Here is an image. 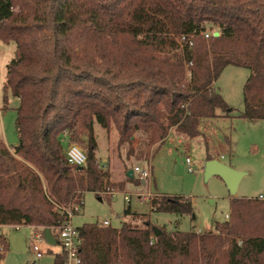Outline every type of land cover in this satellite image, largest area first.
Here are the masks:
<instances>
[{"label":"trees","instance_id":"1","mask_svg":"<svg viewBox=\"0 0 264 264\" xmlns=\"http://www.w3.org/2000/svg\"><path fill=\"white\" fill-rule=\"evenodd\" d=\"M0 42L15 45L2 109L9 92L18 133L14 147L0 140V227L56 237L86 193L101 200L123 188L97 160L96 124L113 126L131 158L143 144L148 157L171 130L193 139L202 122L229 117L215 86L226 67L249 71L238 117L264 121V0H0ZM65 133L84 145L85 167L67 162ZM150 211L183 217L193 207L161 194ZM124 215L142 226L76 227L81 264H264L258 197H230L228 219L208 232H169L129 207ZM0 245L1 261L2 236ZM65 259L60 249L52 264Z\"/></svg>","mask_w":264,"mask_h":264},{"label":"rangeland","instance_id":"2","mask_svg":"<svg viewBox=\"0 0 264 264\" xmlns=\"http://www.w3.org/2000/svg\"><path fill=\"white\" fill-rule=\"evenodd\" d=\"M14 50V43L0 42V140L8 147L18 143L15 126L17 102L9 92L6 95L7 107L2 109L6 66L13 58ZM248 74L247 69L229 66L215 83L218 92L233 110L229 117L202 122L199 127L200 136L193 139L171 130L163 143L149 149L148 157L147 150L145 155L141 153L146 149L143 144L137 145L135 154L127 158L128 147L118 145L116 129L112 126L109 131H105L96 124L94 134L98 145L97 160L101 168L109 172L112 181L122 182L124 186L101 200L92 193H86L83 205L73 216L71 225L76 228L107 219L114 228L120 227L123 222L141 227L140 221L135 222L124 215V210L129 207L131 213L146 214L152 224L164 227L169 232L214 230L216 222L226 221L231 196L221 179H204L203 166L205 161L211 159H218L234 170L246 173L239 182L237 198L264 197V121H246L238 117L243 110L242 91ZM69 145L85 153L83 144L68 140L66 147ZM187 158L191 161L193 172H188ZM134 167L150 171L144 184H141L136 174V183L126 177L125 172ZM161 194L189 198L193 214L178 217L151 212L150 200ZM124 195H128V202L124 201ZM32 234V228L28 226L0 227V236L8 244V251L0 264H52L53 255L60 252L59 244L50 246L43 240L40 244L43 256L37 259L30 251Z\"/></svg>","mask_w":264,"mask_h":264},{"label":"built area","instance_id":"3","mask_svg":"<svg viewBox=\"0 0 264 264\" xmlns=\"http://www.w3.org/2000/svg\"><path fill=\"white\" fill-rule=\"evenodd\" d=\"M208 36L209 35L206 34L204 37L208 38ZM64 138L68 140L69 135L65 133ZM65 156L67 162L70 165L77 166L80 168L86 166V154L81 149H79L74 145H69L68 147H66ZM186 164L188 167V172H193V169L191 167V161L189 158L186 159ZM132 171L133 174H136L138 176V179L143 182H145L150 176V171L148 169H143V168L141 169L139 167H134ZM258 199L264 200V197L258 196ZM124 201L125 202L129 201L128 195H124ZM79 209H80L79 206H74L72 210L67 209L68 222L63 226L56 228L55 230L56 237L52 233L56 242L58 241L60 249H62L63 252L65 253L66 259L64 264H81V258L79 256V246L81 241L76 231V228L71 225V220L73 216L79 212ZM225 219H228V215L225 216ZM100 223L103 226L110 225L109 220H103ZM18 227L19 226H15L14 228H18ZM31 228L33 234L31 237L30 251L35 255L37 259H40L43 256V253L40 251V244L44 240L43 230L33 227ZM0 251H1V245H0Z\"/></svg>","mask_w":264,"mask_h":264},{"label":"water","instance_id":"4","mask_svg":"<svg viewBox=\"0 0 264 264\" xmlns=\"http://www.w3.org/2000/svg\"><path fill=\"white\" fill-rule=\"evenodd\" d=\"M219 34L214 33V36L217 37ZM80 169V168H78ZM203 175L205 180H209L211 177H217L221 179L231 197H235L238 189V185L240 180L246 175V173L238 172L231 168L228 165L221 163L216 159L208 160L205 162L203 166ZM126 177L129 179H133V171L129 170L126 173ZM144 183L143 181H141ZM153 232L157 236L160 233V230L153 227ZM43 238L45 242L50 245H56V240L52 235L50 229L43 230Z\"/></svg>","mask_w":264,"mask_h":264},{"label":"crops","instance_id":"5","mask_svg":"<svg viewBox=\"0 0 264 264\" xmlns=\"http://www.w3.org/2000/svg\"><path fill=\"white\" fill-rule=\"evenodd\" d=\"M67 143V142H66ZM218 160V159H217ZM219 161V160H218ZM206 162V161H205ZM222 163V162H221ZM224 164V163H223ZM226 165V164H225ZM131 170V169H130ZM129 170H127L126 172H125V174L128 172ZM134 175V174H133ZM129 179V178H128ZM134 179V178H133ZM111 180V179H110ZM130 180H132V179H130ZM112 181V180H111ZM112 182H115V181H112ZM141 184H144V183H142L141 182ZM124 186V185H123ZM105 220H107V219H105ZM111 224V223H110Z\"/></svg>","mask_w":264,"mask_h":264}]
</instances>
